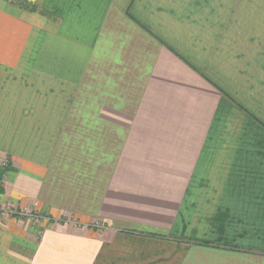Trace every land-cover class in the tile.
Masks as SVG:
<instances>
[{
    "label": "crops",
    "instance_id": "crops-1",
    "mask_svg": "<svg viewBox=\"0 0 264 264\" xmlns=\"http://www.w3.org/2000/svg\"><path fill=\"white\" fill-rule=\"evenodd\" d=\"M0 264H264V0H0Z\"/></svg>",
    "mask_w": 264,
    "mask_h": 264
},
{
    "label": "built area",
    "instance_id": "built-area-1",
    "mask_svg": "<svg viewBox=\"0 0 264 264\" xmlns=\"http://www.w3.org/2000/svg\"><path fill=\"white\" fill-rule=\"evenodd\" d=\"M3 213H6V214H10V215H16L18 217H22L23 215L25 216V218H29V219H35L37 220L39 218V215L31 212V211H28V212H23V213H17L16 210H14L13 208L7 206V207H1L0 206V218H1V215Z\"/></svg>",
    "mask_w": 264,
    "mask_h": 264
},
{
    "label": "rangeland",
    "instance_id": "rangeland-1",
    "mask_svg": "<svg viewBox=\"0 0 264 264\" xmlns=\"http://www.w3.org/2000/svg\"><path fill=\"white\" fill-rule=\"evenodd\" d=\"M16 211H17V213H23L22 211H19V210H16ZM14 216H16V215H14ZM23 217L25 218L24 215L22 216V218H23Z\"/></svg>",
    "mask_w": 264,
    "mask_h": 264
}]
</instances>
